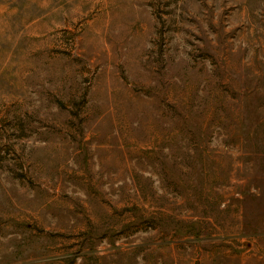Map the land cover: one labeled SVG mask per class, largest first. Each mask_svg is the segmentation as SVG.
Returning <instances> with one entry per match:
<instances>
[{
  "label": "rangeland",
  "instance_id": "rangeland-1",
  "mask_svg": "<svg viewBox=\"0 0 264 264\" xmlns=\"http://www.w3.org/2000/svg\"><path fill=\"white\" fill-rule=\"evenodd\" d=\"M0 264H264V0H0Z\"/></svg>",
  "mask_w": 264,
  "mask_h": 264
}]
</instances>
